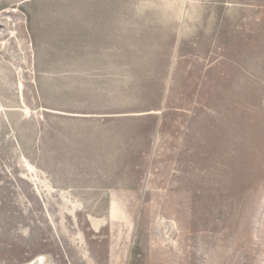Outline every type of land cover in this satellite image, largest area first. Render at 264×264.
Wrapping results in <instances>:
<instances>
[{"label":"rangeland","instance_id":"374dc122","mask_svg":"<svg viewBox=\"0 0 264 264\" xmlns=\"http://www.w3.org/2000/svg\"><path fill=\"white\" fill-rule=\"evenodd\" d=\"M41 255L264 264V0H0V264Z\"/></svg>","mask_w":264,"mask_h":264},{"label":"bare ground","instance_id":"6f19581e","mask_svg":"<svg viewBox=\"0 0 264 264\" xmlns=\"http://www.w3.org/2000/svg\"><path fill=\"white\" fill-rule=\"evenodd\" d=\"M165 219H163V222H164ZM168 221V220H167ZM170 223V222H169ZM165 224V223H164ZM27 264H49L47 263V261L44 259V257L41 255V256H38L35 260L27 263Z\"/></svg>","mask_w":264,"mask_h":264}]
</instances>
